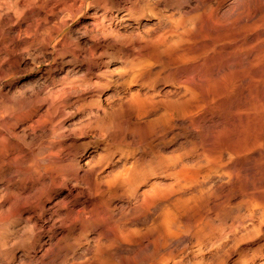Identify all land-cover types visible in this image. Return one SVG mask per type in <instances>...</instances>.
<instances>
[{
    "label": "rangeland",
    "instance_id": "1",
    "mask_svg": "<svg viewBox=\"0 0 264 264\" xmlns=\"http://www.w3.org/2000/svg\"><path fill=\"white\" fill-rule=\"evenodd\" d=\"M0 264H264V0H0Z\"/></svg>",
    "mask_w": 264,
    "mask_h": 264
},
{
    "label": "bare ground",
    "instance_id": "2",
    "mask_svg": "<svg viewBox=\"0 0 264 264\" xmlns=\"http://www.w3.org/2000/svg\"><path fill=\"white\" fill-rule=\"evenodd\" d=\"M224 156H225V155H224ZM219 178H221V177H219ZM222 178H224V177H222ZM217 180H218V178H217ZM227 180H228V179H227ZM209 181H210V180H209ZM212 181H213V180H212ZM215 182H218V181L215 180ZM215 182H214V183H215ZM12 191H13L12 189H11V190L7 189L6 193H7V194H10V193H12ZM233 200H234V199H233ZM231 201H232V200H231ZM241 209H242V208H241ZM256 214H257V212H256ZM245 220H246V219H245ZM246 223H248V222H246ZM218 224H219V225H222V229H223L222 232H223V234H225V233L227 232V231H226V223H225V224H222V221H221V222H219ZM254 227H255V225L251 223L250 227H249L247 230H250V229H252V228H254ZM238 229H239V228H238ZM240 229H241V228H240ZM232 231H233V230H232ZM235 231H237V230H235ZM235 231H234V232H235ZM239 232H240V231H239ZM253 232H255V230H254ZM227 233H228V232H227ZM229 233H232V232H229ZM229 233H228V234H229ZM236 233H238V232H236ZM226 235H227V234H226ZM228 237H230V236H228ZM230 240H231V238H230ZM228 242H229V241H228ZM221 243H222V242H221ZM225 244H226V243H225ZM228 244H229V243H228ZM220 245H221V244H220ZM216 246H217V245H216ZM224 247H225V245H224ZM227 249H228V248H227ZM227 249H226V250H227ZM262 250H263V249H262ZM222 251H223V250H222ZM248 252H249V251H248ZM260 261H261V260H260Z\"/></svg>",
    "mask_w": 264,
    "mask_h": 264
}]
</instances>
